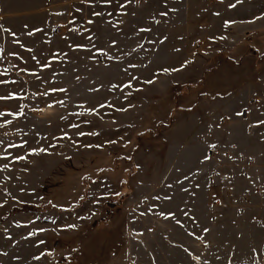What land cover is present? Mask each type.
Masks as SVG:
<instances>
[{"label":"rangeland","instance_id":"1","mask_svg":"<svg viewBox=\"0 0 264 264\" xmlns=\"http://www.w3.org/2000/svg\"><path fill=\"white\" fill-rule=\"evenodd\" d=\"M253 115L264 0H0V264H264Z\"/></svg>","mask_w":264,"mask_h":264},{"label":"crops","instance_id":"2","mask_svg":"<svg viewBox=\"0 0 264 264\" xmlns=\"http://www.w3.org/2000/svg\"><path fill=\"white\" fill-rule=\"evenodd\" d=\"M256 108V107H255ZM253 114L256 112V110L252 111ZM256 115H253L251 118V121L249 125H245L244 122L240 121H233L230 123L231 125H228L227 130H228V141L226 142L227 145L233 146L235 150H239L242 153L245 152L248 155H256V154H264V130L260 131L259 126L260 124L256 123ZM243 129V130H242ZM237 134L238 138L235 139L231 138L232 135ZM238 139V140H237ZM258 158V157H256ZM258 160H264L258 158ZM263 165H260V167H257L256 169H248L247 172L244 174L246 177H242L243 183L245 182V185L247 183L251 184L253 186V191L255 192V198L256 202L263 200L264 201V167H261ZM253 171V172H252ZM236 176V175H235ZM261 177L262 180H251L252 178L249 179V177ZM249 179V182H248ZM242 183V184H243ZM244 185V184H243Z\"/></svg>","mask_w":264,"mask_h":264},{"label":"built area","instance_id":"3","mask_svg":"<svg viewBox=\"0 0 264 264\" xmlns=\"http://www.w3.org/2000/svg\"><path fill=\"white\" fill-rule=\"evenodd\" d=\"M58 32L61 33L60 28L58 29ZM217 151L218 150L216 148H211V154L212 155H216ZM232 182H233L232 171L225 170L224 172L220 173V175L218 176V188H219V190L222 192L230 191ZM261 224H262L261 220L256 221L257 226H260Z\"/></svg>","mask_w":264,"mask_h":264},{"label":"trees","instance_id":"4","mask_svg":"<svg viewBox=\"0 0 264 264\" xmlns=\"http://www.w3.org/2000/svg\"><path fill=\"white\" fill-rule=\"evenodd\" d=\"M25 207H23L22 209H24Z\"/></svg>","mask_w":264,"mask_h":264}]
</instances>
